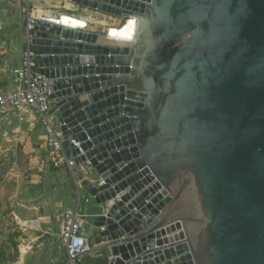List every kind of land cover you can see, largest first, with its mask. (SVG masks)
Returning <instances> with one entry per match:
<instances>
[{
  "label": "water",
  "instance_id": "obj_1",
  "mask_svg": "<svg viewBox=\"0 0 264 264\" xmlns=\"http://www.w3.org/2000/svg\"><path fill=\"white\" fill-rule=\"evenodd\" d=\"M69 1L130 17L128 41L32 33L66 152L89 169L79 259L264 264V0Z\"/></svg>",
  "mask_w": 264,
  "mask_h": 264
},
{
  "label": "rangeland",
  "instance_id": "obj_2",
  "mask_svg": "<svg viewBox=\"0 0 264 264\" xmlns=\"http://www.w3.org/2000/svg\"><path fill=\"white\" fill-rule=\"evenodd\" d=\"M23 7V0H0L2 88L9 87L14 74L16 47L22 49ZM110 17L108 25L95 21L90 28L93 33L104 34L108 27L124 22V18ZM39 149L32 137L0 127V264H74L59 234L63 213L72 209L75 184L65 169L40 160ZM99 260L106 259L88 258L87 264Z\"/></svg>",
  "mask_w": 264,
  "mask_h": 264
},
{
  "label": "built area",
  "instance_id": "obj_3",
  "mask_svg": "<svg viewBox=\"0 0 264 264\" xmlns=\"http://www.w3.org/2000/svg\"><path fill=\"white\" fill-rule=\"evenodd\" d=\"M37 1L51 2L53 0H23L27 48L22 52L21 66L14 71L10 90L0 93V113H13L19 120L28 117L34 119L44 129L49 161L57 168L65 167L68 170L77 190V208L73 212H66L62 215L59 241L65 249L69 261L76 264L79 258L89 253L94 246L92 237L83 233L84 216L79 210L82 203L89 204L93 198L91 196L86 199L81 198V181L84 178L82 169L85 166H78L75 158L68 156L64 147L61 126L55 113L52 112L54 100L51 98L50 85L45 77L35 72L36 55L30 44L33 37L32 33L40 22H47V10L44 9V13H41ZM56 17H58L57 22H61L64 18L61 14L56 15ZM85 24L87 26L83 29L80 28V30L86 31L88 29V21H85ZM60 27L68 28L66 26ZM109 33L110 29L105 35L109 37ZM69 142L80 148V143L74 139L70 138Z\"/></svg>",
  "mask_w": 264,
  "mask_h": 264
},
{
  "label": "crops",
  "instance_id": "obj_4",
  "mask_svg": "<svg viewBox=\"0 0 264 264\" xmlns=\"http://www.w3.org/2000/svg\"><path fill=\"white\" fill-rule=\"evenodd\" d=\"M48 3L50 4L46 6L45 9L47 10V12H51L52 15L55 14L54 16L59 15V14H62V15L66 14V15H71V16L80 18L82 20L85 19V21H88L89 26H88V29L86 30L87 32L93 33V31L90 28H92V24L95 23V21H98L99 19H101V20H104V21L99 22L101 25L103 24L108 25L107 23L111 19L109 15H106L104 13H100V12H97L91 9L78 7L77 5L72 4V2H70L69 0H53L51 2L48 1ZM105 33L100 34V35H105ZM26 36H27V32L25 28L22 49H20V47H16L17 52L15 56H12L14 70H16L17 68L21 66V55L24 49L27 48V40H26L27 37ZM11 83H12V79L10 80L9 87L7 88L0 87V93H5L8 90H10ZM2 126L8 127L12 131L22 132L26 134L27 137H32V139L36 140L37 145L40 147V149L43 150V152L40 151V149L38 150L37 157L40 160H44L47 164H51L53 166V164L49 161V153L47 152V149H46V137H45L44 129L41 127V125L36 123L34 119L28 117V118H25L24 120H19L18 117L15 116L13 113H7V114L0 113V127ZM35 134L38 135L37 138H34ZM6 135H7V132H6ZM59 169H65L68 172V170L65 167H61ZM88 170L89 169L87 168L82 169V172L85 173L84 177L86 176V172ZM80 195L82 199L90 198L87 192L81 188H80ZM76 201H77V190L75 189V196L73 199V205H72V209L70 210V212H73L76 210L77 208ZM95 208H96V205H95L94 200H92L89 204L82 203L79 208L80 212L84 216L83 233L87 236H91L92 232L94 231L93 222L95 218L93 215H94ZM170 236H173V233L166 234L165 236L162 237V239L163 240L169 239ZM88 258L89 260L100 259V253H95L93 255H89L84 258L79 259L78 261L79 264H87L86 260H88ZM105 259L106 260H99L98 263L100 262L99 264H108L109 260L107 259V257ZM80 261L82 262L80 263Z\"/></svg>",
  "mask_w": 264,
  "mask_h": 264
},
{
  "label": "bare ground",
  "instance_id": "obj_5",
  "mask_svg": "<svg viewBox=\"0 0 264 264\" xmlns=\"http://www.w3.org/2000/svg\"><path fill=\"white\" fill-rule=\"evenodd\" d=\"M37 2L39 5V11L41 13H44L43 11H44L45 7L50 4V3L45 2V1H37ZM46 13H47L46 21L51 23V24H54V25L59 24L60 26H66L68 28L77 29V30L80 28L83 29L87 26L85 24V21H84L85 19L82 20L80 18H74L72 16H68L66 14H63V17H64L63 20L61 22H57L58 17L54 16L55 14L52 15L51 12H46ZM68 18H70L72 20H69ZM118 24H120V23H118ZM109 29H110L109 38L114 39V40H118V41H128L129 18L126 19L125 22H123L119 26L114 25V26L108 27L106 29L107 34H108Z\"/></svg>",
  "mask_w": 264,
  "mask_h": 264
},
{
  "label": "trees",
  "instance_id": "obj_6",
  "mask_svg": "<svg viewBox=\"0 0 264 264\" xmlns=\"http://www.w3.org/2000/svg\"><path fill=\"white\" fill-rule=\"evenodd\" d=\"M86 261H88V260H86ZM100 263V262H99ZM99 263H97V264H99ZM76 264H79V262H76Z\"/></svg>",
  "mask_w": 264,
  "mask_h": 264
}]
</instances>
